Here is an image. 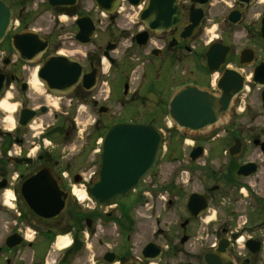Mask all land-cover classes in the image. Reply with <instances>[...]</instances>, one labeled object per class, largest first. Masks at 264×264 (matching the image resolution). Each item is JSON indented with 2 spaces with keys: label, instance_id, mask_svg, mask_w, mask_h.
<instances>
[{
  "label": "flooded vegetation",
  "instance_id": "flooded-vegetation-1",
  "mask_svg": "<svg viewBox=\"0 0 264 264\" xmlns=\"http://www.w3.org/2000/svg\"><path fill=\"white\" fill-rule=\"evenodd\" d=\"M10 8L18 25L0 43V264H264V0ZM48 61L58 72L51 89L40 74ZM190 86L233 92L228 115L194 143L200 159L185 154L155 193L156 169L129 196L95 202L107 132L156 126ZM193 195L200 202L189 209ZM56 204L54 217L38 214ZM162 208L173 227L159 228Z\"/></svg>",
  "mask_w": 264,
  "mask_h": 264
},
{
  "label": "water",
  "instance_id": "water-1",
  "mask_svg": "<svg viewBox=\"0 0 264 264\" xmlns=\"http://www.w3.org/2000/svg\"><path fill=\"white\" fill-rule=\"evenodd\" d=\"M12 11L0 2V42L9 31ZM32 35H20L14 38L15 45H27L26 37ZM44 48L45 45H42ZM21 54V50L19 49ZM210 53L208 57H210ZM47 80L44 82L48 88L56 85L55 79L58 72L48 61L40 72ZM233 92L223 90L221 98L195 87H188L176 94L169 107V117L179 129L192 132H200L215 125L219 119L230 109ZM163 137L161 132L153 126L143 124H119L112 127L104 137L102 144V167L100 181L91 190V196L102 205H109L114 201L124 198L136 188L142 180L150 176L162 153ZM236 149L233 147L232 150ZM231 152L232 155H235ZM201 155V149H196L192 159L197 160ZM245 170L242 168L240 173ZM35 177L27 183L36 184ZM199 204V196L194 195L189 202V208ZM63 205L50 206L52 211H38V214L46 218L57 215ZM54 209V210H53ZM46 214V215H45ZM234 236L233 239H236ZM224 247L222 250L224 251ZM209 258L206 262L209 264Z\"/></svg>",
  "mask_w": 264,
  "mask_h": 264
},
{
  "label": "rangeland",
  "instance_id": "rangeland-1",
  "mask_svg": "<svg viewBox=\"0 0 264 264\" xmlns=\"http://www.w3.org/2000/svg\"><path fill=\"white\" fill-rule=\"evenodd\" d=\"M4 1L8 4V6L10 5L11 7L14 0ZM156 126L159 127L163 132L167 153H165L164 157L161 158L159 166L157 167L156 172L154 174L153 180L148 181L150 185L155 186L154 193L157 192V190L159 191L164 185L167 184V181L169 179V172L172 166L177 165L179 163L186 165V158L184 157V155L189 152L192 146V142H198V138L200 137L199 133H192V135H188V137L185 136L184 131L177 130L176 128L173 129V126L169 127V120L165 118H162L160 120V123L156 124ZM185 141H187V143H185ZM172 152L175 153V157L180 159V162H177L175 159L172 160V158H175L171 157V154L173 156ZM167 211H165V208H162V210L158 212L159 220L161 221L159 228L161 229H166L169 226L173 227V222L175 223L176 221V217L172 216L171 214H168ZM239 215L244 216V213ZM200 225V234L196 236V238L198 239L196 240V243L201 242V236L204 233L203 228L207 227V223H200ZM240 245H244V242H240Z\"/></svg>",
  "mask_w": 264,
  "mask_h": 264
},
{
  "label": "bare ground",
  "instance_id": "bare-ground-1",
  "mask_svg": "<svg viewBox=\"0 0 264 264\" xmlns=\"http://www.w3.org/2000/svg\"><path fill=\"white\" fill-rule=\"evenodd\" d=\"M40 82L36 79V77H35V79H33V84L34 85H36V86H38V85H40L39 84ZM2 107L7 111L8 110V106L6 105V103H3V105H2ZM81 195H83L82 193H80V196Z\"/></svg>",
  "mask_w": 264,
  "mask_h": 264
}]
</instances>
